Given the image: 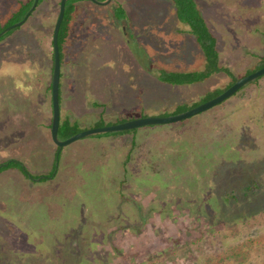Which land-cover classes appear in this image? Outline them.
<instances>
[{
  "label": "rangeland",
  "instance_id": "1",
  "mask_svg": "<svg viewBox=\"0 0 264 264\" xmlns=\"http://www.w3.org/2000/svg\"><path fill=\"white\" fill-rule=\"evenodd\" d=\"M21 1L0 0V29ZM58 1L43 0L0 40V164L18 159L47 174L60 154L48 182L0 173V264H264V77L182 122L140 128L142 156L133 152L124 175L125 136L63 147L51 139L52 34L42 27ZM195 1L221 66L238 78L264 67V0ZM85 5L63 51L68 75L60 65L59 122L76 133L177 115L230 83L222 73L189 85L158 81L159 71L204 67L170 0ZM253 182L262 185L247 192Z\"/></svg>",
  "mask_w": 264,
  "mask_h": 264
},
{
  "label": "trees",
  "instance_id": "2",
  "mask_svg": "<svg viewBox=\"0 0 264 264\" xmlns=\"http://www.w3.org/2000/svg\"><path fill=\"white\" fill-rule=\"evenodd\" d=\"M42 1L43 0H38L35 9L32 11V13L29 15V17L27 18V20L24 23L29 22L28 19L32 17L36 8L42 3ZM59 1L57 2V8H56V11L54 12L53 19L50 22H49V20H46L45 24H47V27H42V28H44L42 30L46 29V31L49 32L50 34H52L54 23H55V20L57 18ZM81 1H89V0H66V2H65L63 19L61 21L59 31H58V37H57L58 49H59V54H60V64H62L63 57H64V52H63L64 47L66 46V42H68V39H69L71 23L74 20V14L76 12V3L81 2ZM98 1H105V0H98ZM170 1L172 2L173 7H174V13H175L176 20L186 27V30H187L186 32H188V34L193 36L198 47L200 48V50L203 54V58H204V67L200 71H193V72L159 71L158 76H157L158 81H160L162 83L170 84V85H186V84L189 85V84L202 82V81L208 79L209 77H211L215 74H218V73H222V74L228 76L231 80L230 83L226 87H224L222 89H214L212 91L207 92L198 102L193 103L190 106L181 105V106L176 107L174 113H179V112L186 111L187 109H190L192 107H195V106H197L203 102H206V101L210 100L211 98L217 96L222 91H224L226 88H228L230 85H232L238 79V77H234L230 73L228 68L223 67L219 64L218 52H217V48H216V38L211 34L210 30L206 26V23H205L202 15H201L200 9H199L196 1L195 0H170ZM32 3H33V0H26L24 2L21 1L19 3L20 4L19 8L12 14L13 17L9 21L10 23L3 26L0 29V31H2L6 26L10 25L14 21V19L17 18V20L20 21L24 17V15L26 14V12L29 10ZM116 11H118V10H116ZM33 25H35V26H33V28L38 27L37 24H33ZM16 29H18V28L16 27V28L10 29L7 32H5L4 34H2L0 36V40L3 37L7 36L8 32L9 33L13 32ZM262 37L264 39V32H262ZM51 48H52V44H51ZM259 59L264 63V56H260ZM50 61H51V69H52V65H53L52 50H51ZM257 69L258 68L252 69L250 72H253ZM262 77H264V75H262L261 77H258L256 79L252 80L251 82L247 83L241 89H239L236 93H234L230 98L237 96L247 86L257 84V82ZM50 83L51 82H49V84ZM50 86L51 85L48 86L49 90H50ZM230 98H228V99H230ZM227 100H225V101H227ZM225 101L219 103L214 108H216L217 106H220ZM182 121H184V120H182ZM75 127H76V125H69L67 121L59 122L57 137H58V133H59L60 128H62V129L65 128V129H67L66 135H64L63 137L61 136V138L59 137L60 140H65L66 138H68L72 134L78 132V129H76ZM144 127H151V126H144ZM48 128H50V126ZM140 128H142V127L124 130V131L106 133L107 135H113V136H118V137L119 136L127 137L126 141L128 142V144L130 146L127 149V153L125 154L124 159H123V163H122L124 175L129 170L127 166H128V163L132 161L133 155L137 154L138 155V156H136L137 158L142 156V154L139 155L138 151H137L139 148H141V145L137 147L138 144L135 141L136 137H137V133L140 130ZM127 139H129V140H127ZM145 144L146 143H144V145ZM133 152H134V154H133ZM59 157H60V154H59L58 149H57L54 153V159H53L52 167L48 171L47 174L32 175L28 171L26 166L18 159H8V160L2 162L0 164V173L5 172L7 170H15V171L20 172L22 174V176H24V178H26L28 180H31V181L38 180L39 182H42V183L48 182V181H50L56 177L58 166H59ZM136 161H138V160H136ZM125 182H126V180L123 179L122 183H125ZM261 185H262L261 183L259 185H256V183L253 182L249 186H246V191L250 192V193H254L255 191H257L259 189V187ZM224 198L226 201L230 200V198L228 196H225Z\"/></svg>",
  "mask_w": 264,
  "mask_h": 264
},
{
  "label": "water",
  "instance_id": "3",
  "mask_svg": "<svg viewBox=\"0 0 264 264\" xmlns=\"http://www.w3.org/2000/svg\"><path fill=\"white\" fill-rule=\"evenodd\" d=\"M90 2L97 4V5H106L111 0H105L103 2L98 0H89ZM38 0H33V3L29 10L26 12L24 17L4 28L2 31H0V36L7 32L10 29L16 28L21 26L29 17V15L32 13V11L35 9L37 5ZM66 0H60L59 1V7H58V14L57 18L54 23L53 31H52V37H51V44H52V54H53V65H52V74H51V110H52V117H51V125H50V136L52 141L57 145L58 147L66 146L72 142H74L77 139L87 137L94 134H101V133H110V132H117V131H124L129 129H135L139 127L144 126H153V125H161V124H168V123H175L180 122L184 119L190 118L192 116H195L197 114H200L204 111H207L219 103L227 100L230 98L234 93H236L239 89H241L244 85L251 82L252 80L261 77L264 75V67L253 71L249 73L248 75H245L243 77L238 78L232 85H230L228 88H226L224 91H222L217 96L213 97L212 99L203 102L195 107H192L182 113H179L177 115H171V116H165V117H146V118H139V119H133L126 122L109 125L101 128H93L88 129L79 133H76L72 135L71 137L65 139V140H59L57 137L58 132V126H59V120H60V113H59V81H60V54L58 49V31L61 24V21L63 19L64 14V6H65Z\"/></svg>",
  "mask_w": 264,
  "mask_h": 264
},
{
  "label": "crops",
  "instance_id": "4",
  "mask_svg": "<svg viewBox=\"0 0 264 264\" xmlns=\"http://www.w3.org/2000/svg\"><path fill=\"white\" fill-rule=\"evenodd\" d=\"M84 6H86L85 5V1H81V2H78L77 4H76V13L77 12H83V9L85 8ZM79 16V14L77 15V17ZM75 21H77V18H76V20ZM75 23V22H74ZM67 47V46H66ZM68 56H69V50L68 51H66V55H64V57H63V61H62V63L63 62H65L66 63V65L64 66V68H63V71H64V74H67L68 75V65H67V61H68ZM59 88H60V81H59ZM65 90V89H64ZM51 105V104H50ZM49 105V110H50V113L52 114V111H51V106ZM59 113H60V111H59ZM50 124V123H49ZM48 126V125H47ZM50 126V125H49Z\"/></svg>",
  "mask_w": 264,
  "mask_h": 264
}]
</instances>
